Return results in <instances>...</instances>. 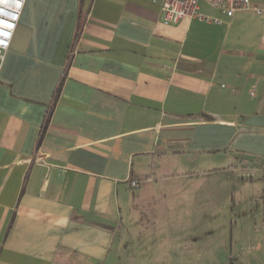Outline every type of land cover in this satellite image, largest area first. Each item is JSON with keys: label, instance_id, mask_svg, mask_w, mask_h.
Listing matches in <instances>:
<instances>
[{"label": "crops", "instance_id": "1", "mask_svg": "<svg viewBox=\"0 0 264 264\" xmlns=\"http://www.w3.org/2000/svg\"><path fill=\"white\" fill-rule=\"evenodd\" d=\"M198 11L25 1L0 60V264H166L145 244L148 183L264 161V16ZM258 202L241 264L264 253Z\"/></svg>", "mask_w": 264, "mask_h": 264}, {"label": "rangeland", "instance_id": "2", "mask_svg": "<svg viewBox=\"0 0 264 264\" xmlns=\"http://www.w3.org/2000/svg\"><path fill=\"white\" fill-rule=\"evenodd\" d=\"M260 165L264 167V161L241 156L233 172L148 183L154 193L148 192L138 206L140 215L146 217L145 244L151 258L161 252L166 264H241L238 255L229 258L228 254L241 250L245 253L260 245L254 236L250 240L244 234L239 236L238 228L246 224L245 219L255 216L251 214L253 209L262 210L258 201L264 199V187L259 192L257 189L253 197L249 195L250 185L254 191V183L264 179L259 173ZM263 263L264 253H260L246 264Z\"/></svg>", "mask_w": 264, "mask_h": 264}, {"label": "built area", "instance_id": "3", "mask_svg": "<svg viewBox=\"0 0 264 264\" xmlns=\"http://www.w3.org/2000/svg\"><path fill=\"white\" fill-rule=\"evenodd\" d=\"M26 0H0V60L10 46L13 32L16 28L21 10ZM160 2L162 21L165 24L177 23L182 18L202 19L198 11L199 2L204 1L218 7L227 16L237 11L251 9L264 16V6L252 5L250 0H151ZM141 181L133 180L130 186L136 188Z\"/></svg>", "mask_w": 264, "mask_h": 264}]
</instances>
